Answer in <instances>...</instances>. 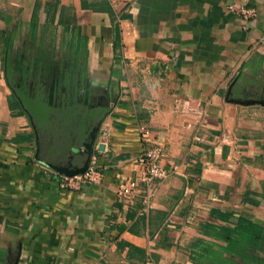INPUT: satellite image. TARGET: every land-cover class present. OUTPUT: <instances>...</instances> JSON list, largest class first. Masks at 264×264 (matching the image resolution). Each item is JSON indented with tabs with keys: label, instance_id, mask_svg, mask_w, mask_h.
I'll use <instances>...</instances> for the list:
<instances>
[{
	"label": "crops",
	"instance_id": "0c3cea01",
	"mask_svg": "<svg viewBox=\"0 0 264 264\" xmlns=\"http://www.w3.org/2000/svg\"><path fill=\"white\" fill-rule=\"evenodd\" d=\"M55 1L0 0V264H258L250 258L264 259L251 241L264 235V57L253 45L264 0H57L39 11ZM35 3L38 33L48 18L52 34L61 26L71 43L86 39L91 105L109 108L98 122L110 124L107 146L91 157L99 185L59 187L46 163L80 166L87 152L51 159L7 80L1 14L29 25ZM243 6L256 16L244 21ZM143 126L164 146L163 164L176 167L147 214L140 198L115 194L150 145Z\"/></svg>",
	"mask_w": 264,
	"mask_h": 264
},
{
	"label": "trees",
	"instance_id": "16d2710c",
	"mask_svg": "<svg viewBox=\"0 0 264 264\" xmlns=\"http://www.w3.org/2000/svg\"><path fill=\"white\" fill-rule=\"evenodd\" d=\"M55 4H57V0L46 4L45 10L51 13ZM105 6L104 8L113 16L114 12L110 4L105 2ZM82 8H88L86 2L82 3ZM38 9L39 3H35L34 13L28 28V39L33 46H26L24 49L30 57L28 63L26 60L20 59L19 53L12 56L13 38L11 37L8 41L7 80L10 85L18 90V93L23 94L24 105L34 115L36 123L41 129V139H43L41 146L47 151L48 156L51 159L60 158L66 161L72 153L71 151L81 147L86 142L93 128L97 126L109 108L106 105H91L87 102L91 93L86 76L88 63L86 39L78 33L74 34L75 37L70 44V50L63 49V54L58 61H55L54 51L51 48L49 49L51 51H48L45 46L46 40H50L48 47L51 44L53 46L55 36L47 39L48 18L38 33L36 21ZM75 29L79 30L78 28ZM119 47L120 34L117 25H115V52ZM31 48H34L35 52L30 51ZM111 73L115 74L116 70L112 68ZM31 75H34L32 79ZM31 101L34 102V105ZM9 102L13 109L19 108L12 96L9 98ZM85 118L87 121L83 125ZM42 152L44 151L42 150ZM76 160H72L74 165H77ZM260 238V241L253 238L251 241L264 247V235ZM205 259L207 260L203 261L209 262H202L201 264H213L214 262L210 257ZM215 260L214 263L221 264L219 258ZM250 260L264 264V259L254 257Z\"/></svg>",
	"mask_w": 264,
	"mask_h": 264
},
{
	"label": "built area",
	"instance_id": "2783aa9c",
	"mask_svg": "<svg viewBox=\"0 0 264 264\" xmlns=\"http://www.w3.org/2000/svg\"><path fill=\"white\" fill-rule=\"evenodd\" d=\"M238 14L244 21H248L256 16L253 9L247 7L238 8ZM254 49L262 53L264 57V32L256 39L253 45ZM183 114L202 115L201 110H182ZM110 124L105 120L101 123L96 137L94 148L97 149L100 144L107 146L109 138ZM141 139L150 145L134 160V165L137 168L134 174L122 179L118 183L116 195L125 203L131 204L137 198H140L141 213L147 214L150 210L153 199L158 190L159 184L167 179L170 173L175 172L176 167L171 169L163 164L164 146L159 143L151 142L149 136L151 131L149 128L143 126L140 128ZM202 141V139H197ZM98 152V151H96ZM95 159H91L86 170L83 173L74 175H67L52 169L56 175L59 187L65 190H78L81 185L91 184L99 185L102 183L103 174L95 168ZM146 264H153L147 262Z\"/></svg>",
	"mask_w": 264,
	"mask_h": 264
},
{
	"label": "rangeland",
	"instance_id": "374dc122",
	"mask_svg": "<svg viewBox=\"0 0 264 264\" xmlns=\"http://www.w3.org/2000/svg\"><path fill=\"white\" fill-rule=\"evenodd\" d=\"M45 7H41V9L39 11H42V9H44ZM43 12V11H42ZM2 16H5V25H7V32L5 34V38L2 40H6L4 43L8 44V41L10 40V38H13V45H12V56H15L16 53H19L22 60H26L27 63L29 61V55L27 52H25V47H32L33 44L31 43V41L28 39V28L29 25L28 24H24L21 20H19V18L14 19V16H12L9 12H4L1 14ZM40 22H43V19L40 20ZM40 25H44L40 24ZM63 27H59L58 29L56 28L55 30V35L52 34L50 27L47 28V33L48 34H52V35H48V38H52V36H55L54 38V42H53V46L52 44L49 45V47L47 46L49 44L50 40H46L45 42V46L48 48V51L50 48L54 51V59L55 61H58V59L61 57V55L63 54V49H67V51L70 50L71 47V42L70 39L68 38L69 35L66 33H63L64 30H62ZM69 41V42H68ZM4 44V45H5ZM35 47V45H34ZM34 48H31V50H33ZM33 52H35L33 50ZM8 53V49H6V53ZM34 75H31V79L33 78ZM94 98L91 97V95L89 96L87 102L88 104H93L94 102ZM99 101L103 102L102 99H100ZM221 264H225L224 262H221Z\"/></svg>",
	"mask_w": 264,
	"mask_h": 264
},
{
	"label": "water",
	"instance_id": "95a60500",
	"mask_svg": "<svg viewBox=\"0 0 264 264\" xmlns=\"http://www.w3.org/2000/svg\"><path fill=\"white\" fill-rule=\"evenodd\" d=\"M99 126H100V123L95 128H93V130L91 131V133L87 137L86 142L81 146L84 148V151L87 152L86 153L87 156L84 159V161L82 163H80V166L76 165V166H73L71 168H63V167L54 166V165L48 164V163H46V164L49 167H51L52 169L57 170V171L62 172V173H65L67 175H74L77 173H83L86 170L93 153L96 151L102 152L105 149L103 144H100L97 149L94 148L95 138L98 134ZM80 153H83V152H80Z\"/></svg>",
	"mask_w": 264,
	"mask_h": 264
},
{
	"label": "flooded vegetation",
	"instance_id": "af4514ba",
	"mask_svg": "<svg viewBox=\"0 0 264 264\" xmlns=\"http://www.w3.org/2000/svg\"><path fill=\"white\" fill-rule=\"evenodd\" d=\"M101 121H102V120H101ZM101 121H100V122H101Z\"/></svg>",
	"mask_w": 264,
	"mask_h": 264
}]
</instances>
